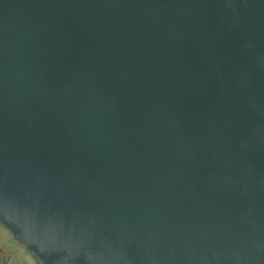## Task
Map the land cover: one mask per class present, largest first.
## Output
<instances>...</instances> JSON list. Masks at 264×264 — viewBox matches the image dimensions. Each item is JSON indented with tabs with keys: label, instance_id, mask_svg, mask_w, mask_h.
<instances>
[{
	"label": "water",
	"instance_id": "1",
	"mask_svg": "<svg viewBox=\"0 0 264 264\" xmlns=\"http://www.w3.org/2000/svg\"><path fill=\"white\" fill-rule=\"evenodd\" d=\"M0 224L38 264H264V0H0Z\"/></svg>",
	"mask_w": 264,
	"mask_h": 264
},
{
	"label": "rangeland",
	"instance_id": "2",
	"mask_svg": "<svg viewBox=\"0 0 264 264\" xmlns=\"http://www.w3.org/2000/svg\"><path fill=\"white\" fill-rule=\"evenodd\" d=\"M13 241L10 233L0 226V264H38L22 245Z\"/></svg>",
	"mask_w": 264,
	"mask_h": 264
},
{
	"label": "trees",
	"instance_id": "3",
	"mask_svg": "<svg viewBox=\"0 0 264 264\" xmlns=\"http://www.w3.org/2000/svg\"><path fill=\"white\" fill-rule=\"evenodd\" d=\"M0 226L2 227V228H4L1 224H0ZM11 240L13 241V239H12V237H11ZM13 242H15V241H13ZM23 247V246H22ZM24 248V247H23ZM31 254V253H30ZM32 255V254H31ZM33 256V255H32ZM34 257V256H33ZM35 258V257H34Z\"/></svg>",
	"mask_w": 264,
	"mask_h": 264
}]
</instances>
